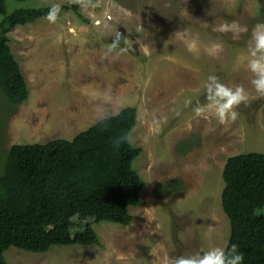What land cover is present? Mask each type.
Masks as SVG:
<instances>
[{
  "label": "rangeland",
  "instance_id": "1",
  "mask_svg": "<svg viewBox=\"0 0 264 264\" xmlns=\"http://www.w3.org/2000/svg\"><path fill=\"white\" fill-rule=\"evenodd\" d=\"M52 3L72 4L9 0V9ZM79 11L86 19L69 10L55 24L42 18L9 32L29 97L14 104L0 88V175L13 144L72 139L97 122V106L111 110L118 100V111L138 109L132 131L143 151L133 167L145 181L143 202L130 208L129 225H93L102 246H54L44 253L10 247L7 262L153 264V248L163 264L226 249L224 165L231 155L264 153V97L255 93L246 63L238 64L253 28L264 24V0H91ZM114 39L116 52L127 50L111 52ZM210 74L249 91L235 122L194 115ZM185 142L189 148H182Z\"/></svg>",
  "mask_w": 264,
  "mask_h": 264
},
{
  "label": "trees",
  "instance_id": "2",
  "mask_svg": "<svg viewBox=\"0 0 264 264\" xmlns=\"http://www.w3.org/2000/svg\"><path fill=\"white\" fill-rule=\"evenodd\" d=\"M49 6L10 10L9 0H0V88L14 104L27 101L29 88L9 32L45 18ZM69 10L86 19L75 3L62 4L60 15ZM137 116V107L127 106L105 122L107 128L96 122L72 139L10 147L0 175V264H9L4 253L10 247L44 253L54 246H102L94 224L132 222L130 208L143 202L145 181L133 167L143 148L124 144L114 151L111 141L133 130ZM223 180L222 207L230 221L226 249L236 244L242 264H264V153L229 156Z\"/></svg>",
  "mask_w": 264,
  "mask_h": 264
},
{
  "label": "clouds",
  "instance_id": "3",
  "mask_svg": "<svg viewBox=\"0 0 264 264\" xmlns=\"http://www.w3.org/2000/svg\"><path fill=\"white\" fill-rule=\"evenodd\" d=\"M70 3L80 5L82 8L89 7L91 0H70ZM61 4L52 3L46 14V20L49 23L55 24L60 16ZM165 41V47L167 46ZM119 47V40L114 39L109 50L116 52ZM219 51V46H214ZM127 49H120L116 52L119 55ZM195 51L194 48L189 49ZM246 63L247 70L251 73L250 83L259 97H264V24H257L251 33V38L247 47V54L238 57V64ZM204 102L197 101L192 107V111L196 117L208 119L215 118L221 125H226L229 122H235L239 117L237 109L244 104L247 106L250 98L249 91L242 85L230 87L221 82L217 76L210 74L203 82ZM186 106L192 105V101L186 100ZM120 104L118 100L113 101L111 110L102 106H97L96 120L104 124L111 117L119 115ZM114 151H119L122 145H132L135 143V136L132 130L123 131L117 134L112 139ZM151 254L156 259L153 264H162L160 256L156 249L151 248ZM119 260L120 257L118 256ZM244 260L243 253L239 251L238 245L232 244L229 249L222 247H211L202 254L180 255L178 257L168 258L163 261V264H242Z\"/></svg>",
  "mask_w": 264,
  "mask_h": 264
}]
</instances>
